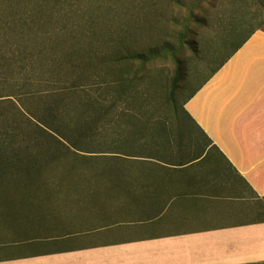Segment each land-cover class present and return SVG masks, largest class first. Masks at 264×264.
I'll return each mask as SVG.
<instances>
[{
  "label": "rangeland",
  "instance_id": "obj_1",
  "mask_svg": "<svg viewBox=\"0 0 264 264\" xmlns=\"http://www.w3.org/2000/svg\"><path fill=\"white\" fill-rule=\"evenodd\" d=\"M245 1H203L195 12L206 17V27L191 23V30L183 39L181 33L192 0L44 2L50 19L43 23L44 27L72 31L73 37L68 40L72 44V58L86 73L95 76L91 73L104 60L108 63L104 76L112 79L137 72L136 79L127 86L114 112L106 113L108 120L113 121L102 138L96 139L104 148L118 149L121 155L117 161L110 154L77 153L45 163V158L52 157L53 149L42 150L40 173L33 177L35 184L25 190L14 185L2 186L0 257L121 239L153 229L154 207L150 200L148 212L143 209L147 208L145 200L149 195L141 188L136 190L140 184L135 182L137 170L141 172L139 176H146L142 172L150 163L146 157L166 152V143L173 145L182 130L181 121L175 118L180 108L177 106L175 112L168 102L176 65L171 51L178 50L180 82L185 84L175 95L180 105L251 28H262L263 10L251 6L253 0H247L250 13L246 22L241 21L246 16L242 9ZM31 3L32 9L28 10L34 12L38 7ZM235 9L243 12L235 14ZM125 52L152 53L153 58L144 65L138 61H113ZM117 89L112 85L109 97ZM79 107L76 117L82 113L83 108ZM181 119L189 123L184 117ZM117 171L122 176L119 182ZM125 171L132 174L124 175ZM7 200H14L13 205L9 206Z\"/></svg>",
  "mask_w": 264,
  "mask_h": 264
},
{
  "label": "crops",
  "instance_id": "obj_2",
  "mask_svg": "<svg viewBox=\"0 0 264 264\" xmlns=\"http://www.w3.org/2000/svg\"><path fill=\"white\" fill-rule=\"evenodd\" d=\"M194 89L183 105L193 124L137 170L157 229L0 264H264V32Z\"/></svg>",
  "mask_w": 264,
  "mask_h": 264
},
{
  "label": "trees",
  "instance_id": "obj_3",
  "mask_svg": "<svg viewBox=\"0 0 264 264\" xmlns=\"http://www.w3.org/2000/svg\"><path fill=\"white\" fill-rule=\"evenodd\" d=\"M203 1L192 0L189 4L182 39L187 35V30H191V23L206 27V17L195 12ZM31 2H35L38 7L34 12L28 10L32 9ZM44 2L46 0H0V5H3L0 8H5L0 11V191L3 185L19 186L25 190L35 184L33 177L40 173L42 150L53 149L50 152L52 157L45 158V163L77 153L110 154L116 161L121 155L116 151L118 149L104 148L96 139L102 138L109 122L113 121L108 120L106 113L114 112L127 86L134 83L137 72L110 79L102 74L108 65L102 60L100 68L91 73L95 76L86 73L82 65L72 58V44L68 41L73 37L72 31L44 27L46 24L43 23H49L50 20L43 7ZM249 4L246 0L242 6L246 15L242 22L248 19ZM253 5L263 10L262 28H251L242 40L233 45L211 74L256 29L264 32V0H253ZM242 9H235V14L242 13ZM62 42L67 45L65 48ZM177 51H171L176 65L168 102L175 112L177 106L180 108L175 118L181 121V128H184L182 117L193 124L183 105L195 89L178 105L175 95L185 84L180 82L181 65L176 57ZM151 54L125 52L113 61H138L144 65L153 58ZM112 85L118 89L110 92L109 97L108 91ZM92 91L97 94L94 95ZM80 92L84 93L82 97L78 94ZM108 101L109 105H106ZM80 105L82 113L76 117L75 111ZM115 174L116 182H119L122 176L118 171ZM131 174L129 171L124 172V175ZM12 202L14 200L6 201L9 206L13 205Z\"/></svg>",
  "mask_w": 264,
  "mask_h": 264
}]
</instances>
